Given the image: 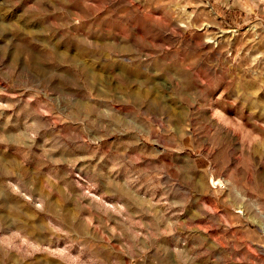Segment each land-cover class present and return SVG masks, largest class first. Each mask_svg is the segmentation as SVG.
<instances>
[{
	"label": "rangeland",
	"instance_id": "1",
	"mask_svg": "<svg viewBox=\"0 0 264 264\" xmlns=\"http://www.w3.org/2000/svg\"><path fill=\"white\" fill-rule=\"evenodd\" d=\"M0 264H264V0H0Z\"/></svg>",
	"mask_w": 264,
	"mask_h": 264
}]
</instances>
